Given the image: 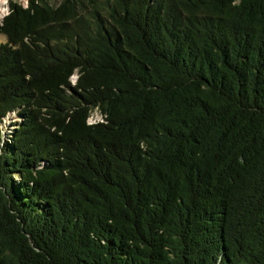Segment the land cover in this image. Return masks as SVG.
Returning a JSON list of instances; mask_svg holds the SVG:
<instances>
[{"label":"trees","instance_id":"16d2710c","mask_svg":"<svg viewBox=\"0 0 264 264\" xmlns=\"http://www.w3.org/2000/svg\"><path fill=\"white\" fill-rule=\"evenodd\" d=\"M0 36V264H264V0H8Z\"/></svg>","mask_w":264,"mask_h":264},{"label":"rangeland","instance_id":"374dc122","mask_svg":"<svg viewBox=\"0 0 264 264\" xmlns=\"http://www.w3.org/2000/svg\"><path fill=\"white\" fill-rule=\"evenodd\" d=\"M23 4L26 3V0H17ZM8 11V0H0V16H3L4 14H6ZM4 37L0 36V40H3ZM99 118V116L96 114V112H93L90 116L89 121H94L97 120ZM4 123L0 126V127H4Z\"/></svg>","mask_w":264,"mask_h":264}]
</instances>
